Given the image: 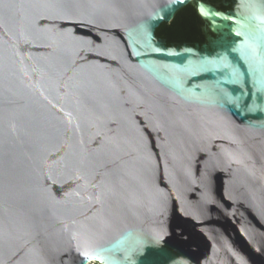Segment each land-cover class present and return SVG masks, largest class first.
Masks as SVG:
<instances>
[{
	"label": "water",
	"instance_id": "obj_1",
	"mask_svg": "<svg viewBox=\"0 0 264 264\" xmlns=\"http://www.w3.org/2000/svg\"><path fill=\"white\" fill-rule=\"evenodd\" d=\"M224 5L0 0V264H264V0Z\"/></svg>",
	"mask_w": 264,
	"mask_h": 264
},
{
	"label": "trees",
	"instance_id": "obj_2",
	"mask_svg": "<svg viewBox=\"0 0 264 264\" xmlns=\"http://www.w3.org/2000/svg\"><path fill=\"white\" fill-rule=\"evenodd\" d=\"M196 1L213 5L221 11H226L230 8L229 5H224V2H228V0ZM195 3H189L182 7L176 12L170 22L161 24L156 30V36L165 38L168 43L189 42L197 46L206 44V36L202 30L205 22L198 15Z\"/></svg>",
	"mask_w": 264,
	"mask_h": 264
},
{
	"label": "flooded vegetation",
	"instance_id": "obj_3",
	"mask_svg": "<svg viewBox=\"0 0 264 264\" xmlns=\"http://www.w3.org/2000/svg\"><path fill=\"white\" fill-rule=\"evenodd\" d=\"M230 2H232V0H228V3H230ZM157 38L160 39V40H162L165 43V45L171 46V47H182L183 45H189V46H195V47H202V46L192 45L189 42H172V43H168L165 38H162V37H157Z\"/></svg>",
	"mask_w": 264,
	"mask_h": 264
},
{
	"label": "bare ground",
	"instance_id": "obj_4",
	"mask_svg": "<svg viewBox=\"0 0 264 264\" xmlns=\"http://www.w3.org/2000/svg\"><path fill=\"white\" fill-rule=\"evenodd\" d=\"M207 11L206 10H204L203 11V15H204V17H207V18H209V19H214V18H216V16H214L213 14L212 15H210V16H207Z\"/></svg>",
	"mask_w": 264,
	"mask_h": 264
},
{
	"label": "rangeland",
	"instance_id": "obj_5",
	"mask_svg": "<svg viewBox=\"0 0 264 264\" xmlns=\"http://www.w3.org/2000/svg\"><path fill=\"white\" fill-rule=\"evenodd\" d=\"M193 3H195V2H193ZM195 5L197 6L196 3H195ZM205 26L207 27L208 25H205ZM217 35H218V34H216V35H212V37H213V38H216V37H218Z\"/></svg>",
	"mask_w": 264,
	"mask_h": 264
}]
</instances>
